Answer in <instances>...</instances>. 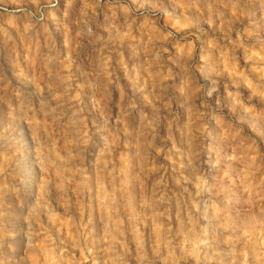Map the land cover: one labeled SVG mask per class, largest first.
Wrapping results in <instances>:
<instances>
[{"label":"rangeland","instance_id":"obj_1","mask_svg":"<svg viewBox=\"0 0 264 264\" xmlns=\"http://www.w3.org/2000/svg\"><path fill=\"white\" fill-rule=\"evenodd\" d=\"M0 264H264V0H0Z\"/></svg>","mask_w":264,"mask_h":264}]
</instances>
